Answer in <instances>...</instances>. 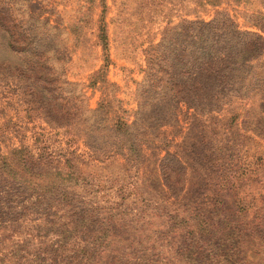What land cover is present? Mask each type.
<instances>
[{
  "label": "rangeland",
  "instance_id": "1",
  "mask_svg": "<svg viewBox=\"0 0 264 264\" xmlns=\"http://www.w3.org/2000/svg\"><path fill=\"white\" fill-rule=\"evenodd\" d=\"M27 1L30 13L42 11L52 26L64 28L70 20L83 26L76 41L62 34L67 42L60 54L67 56L68 80L86 83L101 64L94 37L98 2ZM107 3L109 20L114 8ZM157 3L166 15L152 21L133 16L122 31L109 24L108 78L120 86L127 108L135 106L141 50L169 13L177 23L196 15L208 20L215 10H226L242 29L264 37V0H225L218 8H196L191 0ZM0 36L3 45L6 34ZM0 56L11 59L3 50ZM17 82H0L1 151L20 142L34 148L41 140L52 155L75 157V175L64 184L65 199L46 202L0 167V264H264L262 102L235 106L239 119L233 132L224 125L229 110L199 116L181 107L177 124L158 129L165 143L143 147L138 163L119 156L100 161L63 124L52 128L36 101L28 105L31 97ZM86 97L94 108L99 94L87 90ZM69 138L74 141L67 146Z\"/></svg>",
  "mask_w": 264,
  "mask_h": 264
},
{
  "label": "trees",
  "instance_id": "2",
  "mask_svg": "<svg viewBox=\"0 0 264 264\" xmlns=\"http://www.w3.org/2000/svg\"><path fill=\"white\" fill-rule=\"evenodd\" d=\"M96 1L100 13L94 37L101 64L86 83H80L68 80L67 56L60 54L61 44L65 49L67 42L62 34L74 41L82 37L79 21L70 20L64 28L52 26L42 11L30 13L27 0H0V33L7 39L3 45L0 42V50L11 57L0 56V82L16 78L23 94L31 97L28 105L36 101L52 128L63 124L66 134L82 139L92 158L103 161L119 156L138 163L143 147L154 141L165 143L158 129L177 124L181 107L199 116L229 110L224 125L233 132L239 119L234 111L237 104H264L263 35L242 29L228 11L215 10L208 20L196 15L173 23L167 15L166 24L141 50V79L135 83L132 99L135 106L127 108L118 96L120 86L108 78L113 41L109 24L122 31L133 16L152 21L166 13L157 8V0H110L114 13L107 20V0ZM191 2L196 8H218L225 0ZM87 90L99 94L94 108L87 105ZM65 141L69 146L74 140ZM35 143L34 148L20 142L0 149L1 169L38 200L65 199L64 184L74 179L75 157H56L41 140Z\"/></svg>",
  "mask_w": 264,
  "mask_h": 264
}]
</instances>
